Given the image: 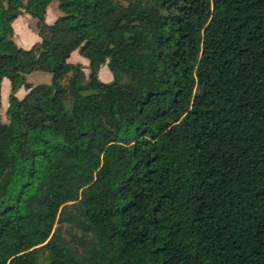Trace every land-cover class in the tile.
<instances>
[{
  "label": "trees",
  "instance_id": "1",
  "mask_svg": "<svg viewBox=\"0 0 264 264\" xmlns=\"http://www.w3.org/2000/svg\"><path fill=\"white\" fill-rule=\"evenodd\" d=\"M53 1L0 0V264H264V0Z\"/></svg>",
  "mask_w": 264,
  "mask_h": 264
},
{
  "label": "rangeland",
  "instance_id": "2",
  "mask_svg": "<svg viewBox=\"0 0 264 264\" xmlns=\"http://www.w3.org/2000/svg\"><path fill=\"white\" fill-rule=\"evenodd\" d=\"M63 14L59 10V3L54 0L47 9L46 22L48 24H53L60 16ZM15 31V41L19 47L24 49H31L37 43L40 42L39 33L37 30V21L28 15L22 14L19 19L13 25ZM70 62L73 64H81L84 67V71L87 76L90 72L87 68L88 62L80 57L77 53L73 54ZM100 79L109 83L112 81V75L108 68V65H104L100 71ZM27 82L37 86V85H49L52 82V76L44 72H35L27 76ZM10 82L4 80L2 84V116L3 122L7 123V109L9 106V96H10ZM18 98L23 99L26 96V91L22 90L18 93Z\"/></svg>",
  "mask_w": 264,
  "mask_h": 264
}]
</instances>
